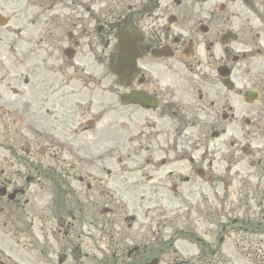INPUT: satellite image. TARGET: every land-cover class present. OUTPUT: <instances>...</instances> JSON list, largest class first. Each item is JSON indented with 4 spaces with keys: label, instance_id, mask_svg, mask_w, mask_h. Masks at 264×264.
I'll return each mask as SVG.
<instances>
[{
    "label": "flooded vegetation",
    "instance_id": "obj_1",
    "mask_svg": "<svg viewBox=\"0 0 264 264\" xmlns=\"http://www.w3.org/2000/svg\"><path fill=\"white\" fill-rule=\"evenodd\" d=\"M122 50L127 82L105 73ZM194 114L236 136L194 159ZM89 139L135 143L136 167L93 171ZM223 159L241 189L219 190ZM0 264H264V0H0Z\"/></svg>",
    "mask_w": 264,
    "mask_h": 264
},
{
    "label": "rangeland",
    "instance_id": "obj_2",
    "mask_svg": "<svg viewBox=\"0 0 264 264\" xmlns=\"http://www.w3.org/2000/svg\"><path fill=\"white\" fill-rule=\"evenodd\" d=\"M31 69L33 71L35 70L33 67H30V70ZM50 70L51 69H44V68L41 69V76H43V77H45V76L51 77V80H54L55 78L58 77V80L61 81V77H62L61 76V73H62L61 69L58 68V71L60 73H56L55 75L54 74H50V72H49ZM54 70H56V69H53V71ZM37 72H38V70H37ZM91 72H93V70H91ZM28 73H30L29 70H28ZM96 73H98V72H96ZM105 73H106V76L109 75L108 71H105ZM239 88L242 89V85H239ZM91 97H93V95ZM239 98L240 97L235 96V100H236L235 102L236 103L240 100ZM94 103L96 104V101ZM189 119L192 121V127L186 129V131L184 133V141L186 142L185 143V146H186L185 148L188 149L189 147L192 146V154L191 155L192 156H198L199 155V152H198L199 150H198V148L196 146V143H200L199 139H202V138L204 139V136H208L211 139L212 133L209 131L210 128H209L208 124H204L202 126V123H204V121H205L204 116L200 117V116H195V114H194L193 116L189 117ZM242 122L243 121L241 119V120H239L238 123L239 124H243ZM194 124L199 125V126H195ZM220 133H222V132H220ZM228 134H229V136L224 137V138L222 137V138L218 139L217 141H213L212 140L213 143L215 144V145L214 144H212V145L216 146V148L223 147L222 142L224 140L232 139L233 136L236 135V128H234V126H231L229 128V133ZM88 141H89L88 143H89V151H90L89 153H90L92 158H95L98 155L104 154V152L106 151L105 148L101 147L100 145L95 147L93 145L94 141L92 139H89ZM107 156H111V155H107ZM117 156H119L121 158V164L122 165H120L119 167H121V168L123 167L124 169L125 168L127 169V167L128 168H132V167L136 166L134 164H131V163H133L132 161L136 162L137 158L139 157V152H138V150L136 148V144L135 143L134 144L128 143L125 147L121 148L120 154H118ZM91 163H93V162H91ZM102 163H104V162H102ZM95 166L98 167V168L102 167V170L104 169L103 170L104 171V175L106 174L108 169H111V166L106 165V164H102V165L96 164ZM95 166H92L93 171L96 170ZM226 168H228V165L221 164V163L218 164L219 172H221V174H223L225 171H227V175H225V176H226V178H228L229 177L228 175H231L233 172L226 170ZM240 168H242V166H240ZM166 173H167V171H163V174H166ZM133 175H134V178H139L140 179L141 177H143V178H145L147 180L148 179V175H153V173H150L147 170H142L141 169L140 171L135 172ZM199 184H200V181L198 179H196V183L185 184L184 188L185 189H196L197 187H199ZM222 187H223V185L222 186L220 185V188H222ZM153 201H154V205H158L159 207H163L165 210H167V208H169V207H172V206H174L176 204H179L178 197L177 196H173V194H170V193H168V194H166L164 196H160L159 198H154ZM93 209H95V208H93ZM92 218L96 219V214L95 213L92 215ZM171 219H172V221H175L178 218H173V216H171Z\"/></svg>",
    "mask_w": 264,
    "mask_h": 264
}]
</instances>
